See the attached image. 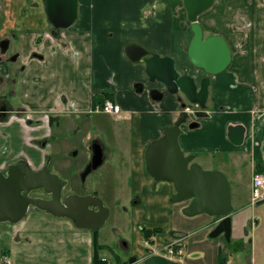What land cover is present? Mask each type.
Wrapping results in <instances>:
<instances>
[{
  "label": "crops",
  "instance_id": "1",
  "mask_svg": "<svg viewBox=\"0 0 264 264\" xmlns=\"http://www.w3.org/2000/svg\"><path fill=\"white\" fill-rule=\"evenodd\" d=\"M78 4L74 27L53 35L43 0H0V38L14 35L16 55L15 59L0 55V104L7 102L8 107L6 116L0 118V170L18 159L37 170L47 156L52 164L60 160L61 152L88 146L93 139L104 145L102 139L90 135L85 117H91L94 95L105 99L108 95L121 107V117L114 118L129 120L125 148L130 207L124 206V211L129 212L134 231L133 254L141 258L147 251L139 226L161 229L151 237L157 247L184 241L190 234L186 229L193 223H203L200 230L206 226L210 231L218 219L206 217V213L184 215L182 208L188 202L180 206L171 202L173 185L156 181L146 172L145 147L172 125L181 103L170 93L152 101L148 90L153 85L144 63L132 62L124 50L128 42H135L149 53L170 54L186 63L190 28L183 34L174 29L172 9L165 0H78ZM122 14H138L141 19L121 25L116 16ZM211 18L206 14L199 20L204 32L221 35L232 57L228 67L212 78L205 115L197 119L195 129L183 128L180 146L184 153L194 155V161L204 153L209 158L214 151L224 150L237 160L249 159L250 166L244 187L230 182V240L222 235L210 238L211 244L203 240L209 248L204 264H264V243L259 242L260 237L264 240V200H251L252 174L257 167L264 168V0H226L220 22ZM74 73L76 80L70 78ZM139 83L140 92L136 89ZM63 124L64 142L59 138L61 132L56 133ZM236 124L244 127L240 144L228 136L229 126ZM120 130L113 128L115 136ZM80 133V140L74 139ZM199 146L205 150H197ZM104 155L110 157L105 145ZM90 156L88 148V160ZM123 246L129 249L127 244ZM91 257L92 232L78 228L68 218L34 208L17 223L0 222V264H91ZM114 258L108 264L119 260L138 264ZM180 260L193 264L183 255Z\"/></svg>",
  "mask_w": 264,
  "mask_h": 264
},
{
  "label": "water",
  "instance_id": "2",
  "mask_svg": "<svg viewBox=\"0 0 264 264\" xmlns=\"http://www.w3.org/2000/svg\"><path fill=\"white\" fill-rule=\"evenodd\" d=\"M48 22L53 26L52 33L68 28L77 18V0H43ZM175 11L183 7L186 18L190 22L191 40L186 48L189 62L207 75L202 78L200 86L192 75L179 73L176 69L174 56H160L149 53L142 45L128 42L125 53L132 62H142L149 81L160 82L164 90L152 87L148 90L154 102L162 100L165 93L177 94V99L186 104L205 107L208 99L210 75L224 71L232 57L230 47L219 34H204L198 16L207 10L214 0H165ZM1 51H5L8 40L0 42ZM138 92L143 90L142 84H136ZM7 107L0 108V116L5 114ZM187 113L183 109L174 123L163 130L162 134L150 141L144 150V162L147 173L155 180L166 181L173 185L174 194L171 202L188 200L182 213L195 216L206 213L219 217L216 225L209 231L208 237L214 238L222 234L229 241L231 234V214L233 212L230 182L219 169L202 168L193 161V154L182 150L179 136L181 125L186 123ZM189 128L197 126L192 122ZM228 136L234 144H240L244 136L242 125H230ZM90 160L80 171L81 182L86 176L97 169L104 161V145L93 140L89 145ZM50 157L47 156L42 167L35 170L25 159L9 163L5 171L0 170V222L17 223L23 219L29 207H35L54 217L68 218L75 226L88 231L98 230L109 215L108 208L100 197L95 194L70 193L62 199V190L68 181L49 167ZM42 189L49 198L33 196L32 191ZM135 258L130 259V262ZM140 264H183L181 261L167 258L160 254L145 255Z\"/></svg>",
  "mask_w": 264,
  "mask_h": 264
},
{
  "label": "rangeland",
  "instance_id": "3",
  "mask_svg": "<svg viewBox=\"0 0 264 264\" xmlns=\"http://www.w3.org/2000/svg\"><path fill=\"white\" fill-rule=\"evenodd\" d=\"M225 1L226 0H215L207 10L199 15L198 20H203V18L207 14L212 15V20L214 19L220 22V16L223 15ZM131 5L136 8L135 3ZM79 9L80 6L77 0L78 17L80 12ZM171 11L172 24L174 29L179 30L181 34L188 31L189 26L187 24L188 20L186 18L185 10L182 8H177L176 11ZM116 17L117 20L121 21V25H130L132 23H137L141 19V15L138 14H122L117 15ZM134 17L136 20L130 22L132 21L131 18ZM71 27L74 26H70V28ZM66 29H69V27ZM204 34L206 35L205 32ZM13 36L14 35H12L11 33V35L9 36L10 40L8 48L5 51V53L10 57H13L15 55L13 48ZM8 64L10 65V62H8ZM17 64L19 65V62H17ZM13 67H15L14 64ZM70 78L76 80V73L71 74ZM89 115L91 117H85L86 127L93 138L102 139L105 145V154H110V157H106L104 162L99 167H97V169L92 170L86 176L83 183L81 182L79 173L88 161V146L81 145L79 147H74L69 153H66L65 151L61 152L58 157L60 158V160H55L54 163L50 164V166L52 169L53 167L57 169V166H64V169H62L64 172L62 171L61 175L66 177L69 181L68 186L64 189L65 193L69 192L70 190L75 191V193L78 194L94 193L101 198L104 205L108 208V218L97 232L98 242L107 246L100 250V255L104 254L108 263L116 260V258H114L115 256H119L120 258L125 260H130L135 256L131 250L133 244L132 236L134 235V231L131 226L130 214L129 212L124 211V206H126L127 208L130 207V184L128 178L129 160L127 157L128 151L125 148L126 141H128L127 132L129 131V128L127 124L129 123V120L115 119L111 114L98 112H92ZM117 126L120 127L121 130L119 132V136L116 135V137L113 132V128L115 129ZM184 127H187L186 123L181 125V128ZM59 131L61 132V136L59 138L63 137L62 142H64V124L62 128H59L56 131V133H58ZM67 133L68 135H72L71 132ZM67 133H65V135H67ZM82 133L84 132L82 131ZM81 136L82 134L80 133L78 136H75L74 139L77 138L80 140ZM53 139L55 141V135ZM117 147H119V150L117 149ZM199 147L197 148V150H205L201 147L199 149ZM62 148L64 150V143L62 144ZM112 153L113 157L111 156ZM207 157L208 153H204V156L197 157L196 162L202 168L221 170L226 175L229 182L233 183V185H236L237 183L244 187L247 184L248 180L246 178L248 177L250 166L249 159L241 158L237 160V157L230 156L228 152L224 150L214 151L213 156L209 158ZM187 202L188 200H184L175 203L180 206V203L186 204ZM33 210L34 208L30 207L27 212L29 213ZM206 215L208 214H205V216ZM202 225L203 223H193L188 225V228L186 229L190 232L188 238H186L184 241H176L178 242L177 253L179 251V248H182V250L179 251L180 255H183L184 258L192 259L193 264L207 263L206 253H209V248L207 247V245H204L202 241L204 240L205 243L209 244L213 243L207 236L209 231L206 226L203 230H200L202 228ZM206 231L207 233H205ZM191 232L195 233L192 234ZM245 238H248V236H245ZM220 239L223 241L221 237ZM255 241L257 244L258 239L255 238ZM259 242L264 243L263 238L260 237ZM124 244H127L129 249H124ZM151 246L153 247V249H158L156 245L151 244ZM172 258L173 260L180 261V259H176V257Z\"/></svg>",
  "mask_w": 264,
  "mask_h": 264
},
{
  "label": "flooded vegetation",
  "instance_id": "4",
  "mask_svg": "<svg viewBox=\"0 0 264 264\" xmlns=\"http://www.w3.org/2000/svg\"><path fill=\"white\" fill-rule=\"evenodd\" d=\"M52 29H53V26H52ZM204 30V29H203ZM59 31V30H58ZM58 33V32H57ZM4 39H7L8 40V45H9V37H3V38H0V42L2 41V40H4ZM7 48H8V46H7ZM7 48L5 49V51L7 50ZM5 51H1V46H0V55H2L3 53H5ZM12 59H15L16 58V55H14L13 57H11ZM175 65H176V69L179 71V73L181 74V73H188V74H190V75H192L193 77H194V79H195V82H196V84L198 85V86H200V83H201V80H202V78H204L207 74L203 71V70H200V69H198V68H195L190 62H189V60H187V62L185 63V62H183V63H179V61H177L176 59H175ZM221 73V72H220ZM218 74V73H217ZM216 75V74H215ZM215 75H210V83H209V85H208V98H209V88H210V85H211V82H212V78L215 76ZM148 81H149V79H148ZM149 83L151 84V85H153L152 87H156V85H157V87L156 88H159V89H161V90H164V86L160 83V82H157V81H154V82H152V81H149ZM152 87H150V88H152ZM166 94V93H165ZM176 95V98H177V94H175ZM208 100V99H207ZM183 101H180V103H182ZM206 104H207V102H206ZM2 106H6L7 107V102H3V103H1L0 104V108L2 107ZM7 109H8V107H7ZM7 109H6V111H5V114L3 115V116H0V118H4L5 116H6V112H7ZM185 110L186 111V113H187V117H186V124H187V126L190 124V123H192V122H197V119L199 118V117H201V116H204L205 115V109H204V107L202 108V107H199L198 105H196V104H193V109L192 110H190V109H188V107H187V105H185V107L184 108H182L181 107V110L180 111H182V110ZM180 113V112H179ZM178 116H179V114H178ZM177 119V118H176ZM175 119V120H176ZM174 120V121H175ZM174 123V122H173ZM172 123V124H173ZM197 126H198V122H197ZM196 126V127H197ZM196 127H194V128H196ZM188 128H189V126H188ZM182 129V132H183V128H181ZM163 132V131H162ZM182 132H181V134H182ZM162 134V133H161ZM180 134V135H181ZM180 137V136H179ZM49 167H50V169L52 170V171H54V172H56V173H58L59 175H61V173H62V169H64L63 167H60V166H57V169L55 168V167H53V169L51 168V166H50V163H49ZM64 172V171H63ZM62 176V175H61ZM63 178H64V176H62ZM68 184H69V181H68ZM68 184L63 188V190H62V199H64V197L65 196H67L68 194H70V193H75V191H69V192H67V193H65L64 192V189L68 186ZM31 194L33 195V196H40V197H45V198H49L50 197V194H47L46 192H44L42 189H38V190H34V191H32L31 192ZM134 263H137V262H134Z\"/></svg>",
  "mask_w": 264,
  "mask_h": 264
},
{
  "label": "trees",
  "instance_id": "5",
  "mask_svg": "<svg viewBox=\"0 0 264 264\" xmlns=\"http://www.w3.org/2000/svg\"><path fill=\"white\" fill-rule=\"evenodd\" d=\"M107 97L109 98V96L107 95ZM93 99V105L95 104H100L104 101L105 97L103 95H99V96H96L94 95L92 97ZM258 171H261V169L259 167L256 168V172ZM217 218V217H215ZM142 234H143V237L146 241L150 242L152 244V240H151V237L158 234L161 229L160 228H146L144 226H139L138 228ZM97 230L96 231H92V257H91V264H108V261L107 259H103L101 256H100V250L107 247L105 244H100L98 242V235H97ZM178 248V245H175L174 246V249L177 250ZM125 261H117L115 262L114 264H124Z\"/></svg>",
  "mask_w": 264,
  "mask_h": 264
},
{
  "label": "built area",
  "instance_id": "6",
  "mask_svg": "<svg viewBox=\"0 0 264 264\" xmlns=\"http://www.w3.org/2000/svg\"><path fill=\"white\" fill-rule=\"evenodd\" d=\"M95 110L114 114L118 118L120 117V105L110 99H106L101 105H97ZM251 198L254 202L264 199V170L252 175ZM168 252L171 254L173 250L170 248Z\"/></svg>",
  "mask_w": 264,
  "mask_h": 264
}]
</instances>
